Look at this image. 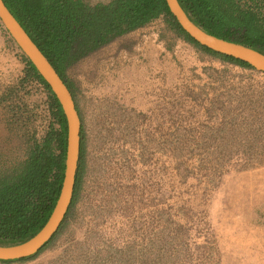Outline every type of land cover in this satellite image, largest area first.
<instances>
[{
    "label": "rangeland",
    "instance_id": "obj_1",
    "mask_svg": "<svg viewBox=\"0 0 264 264\" xmlns=\"http://www.w3.org/2000/svg\"><path fill=\"white\" fill-rule=\"evenodd\" d=\"M23 67L0 27V92ZM69 77L87 136L81 199L40 255L0 264H264V163L244 157L264 156V105L250 102L264 73L199 51L159 18ZM6 111L0 153L12 157L26 137Z\"/></svg>",
    "mask_w": 264,
    "mask_h": 264
},
{
    "label": "trees",
    "instance_id": "obj_2",
    "mask_svg": "<svg viewBox=\"0 0 264 264\" xmlns=\"http://www.w3.org/2000/svg\"><path fill=\"white\" fill-rule=\"evenodd\" d=\"M3 1L71 90L81 128L73 200L58 231L36 254L0 262L35 259L64 230L81 199L88 169L87 136L77 87L69 77L71 67L118 37L162 18L167 30L199 51L257 71L242 59L216 51L191 37L171 14L165 0ZM178 2L188 17L207 32L243 42L264 53V0ZM0 27L20 51L24 63L22 74L0 92V104L7 110L9 122L18 130L22 128L26 137L25 150L21 154L10 157L0 153V244H13L33 236L56 204L64 180L67 127L59 100L50 85L1 21ZM165 37L160 34V38ZM252 96V104L262 102L261 107L264 105V90ZM252 116L257 119L254 113ZM37 123L42 128L40 135ZM260 154L245 152L247 165L264 163V156Z\"/></svg>",
    "mask_w": 264,
    "mask_h": 264
},
{
    "label": "water",
    "instance_id": "obj_3",
    "mask_svg": "<svg viewBox=\"0 0 264 264\" xmlns=\"http://www.w3.org/2000/svg\"><path fill=\"white\" fill-rule=\"evenodd\" d=\"M165 2L183 30L199 43L216 51L242 59V61L254 67L255 70L264 73L263 52L245 45L243 42L226 39L202 29L188 17L178 0H165ZM0 21L17 46L26 54L40 75L50 85L59 100L67 127L64 180L56 204L43 226L29 239L13 244H0V260H5L25 258L36 254L58 231L73 200L76 172L80 158L81 122L75 108V100L71 90L3 0H0Z\"/></svg>",
    "mask_w": 264,
    "mask_h": 264
}]
</instances>
